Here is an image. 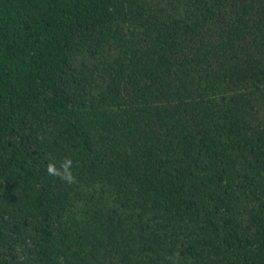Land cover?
<instances>
[{
	"label": "trees",
	"instance_id": "trees-1",
	"mask_svg": "<svg viewBox=\"0 0 264 264\" xmlns=\"http://www.w3.org/2000/svg\"><path fill=\"white\" fill-rule=\"evenodd\" d=\"M0 264H264V0H0Z\"/></svg>",
	"mask_w": 264,
	"mask_h": 264
}]
</instances>
